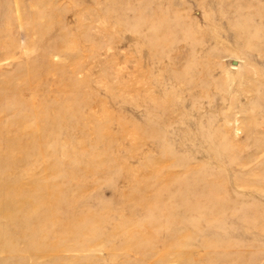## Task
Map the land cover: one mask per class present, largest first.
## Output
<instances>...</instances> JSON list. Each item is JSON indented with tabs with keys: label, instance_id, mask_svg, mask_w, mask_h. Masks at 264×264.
<instances>
[{
	"label": "rangeland",
	"instance_id": "374dc122",
	"mask_svg": "<svg viewBox=\"0 0 264 264\" xmlns=\"http://www.w3.org/2000/svg\"><path fill=\"white\" fill-rule=\"evenodd\" d=\"M0 264H264V0H0Z\"/></svg>",
	"mask_w": 264,
	"mask_h": 264
}]
</instances>
